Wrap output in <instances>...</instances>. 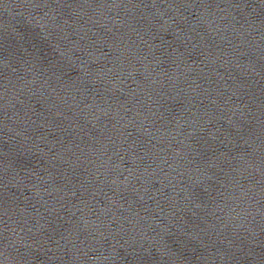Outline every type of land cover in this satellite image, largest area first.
Returning <instances> with one entry per match:
<instances>
[{
    "label": "water",
    "instance_id": "water-1",
    "mask_svg": "<svg viewBox=\"0 0 264 264\" xmlns=\"http://www.w3.org/2000/svg\"><path fill=\"white\" fill-rule=\"evenodd\" d=\"M65 264H264V0H78Z\"/></svg>",
    "mask_w": 264,
    "mask_h": 264
}]
</instances>
